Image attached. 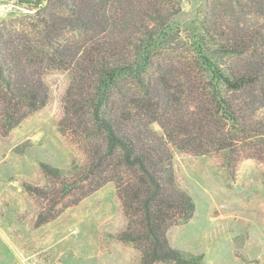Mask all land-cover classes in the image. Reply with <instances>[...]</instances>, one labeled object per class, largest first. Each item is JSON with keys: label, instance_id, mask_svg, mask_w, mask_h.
Segmentation results:
<instances>
[{"label": "trees", "instance_id": "1", "mask_svg": "<svg viewBox=\"0 0 264 264\" xmlns=\"http://www.w3.org/2000/svg\"><path fill=\"white\" fill-rule=\"evenodd\" d=\"M13 1L32 12L0 26V129L11 132L47 105L44 72L70 73L60 132L95 143L88 168L73 169L89 181L82 197L115 185L127 221L120 239L141 252V264H204L202 255L174 249L167 239L169 228L187 223L195 211L175 182L168 144L201 155L238 153L248 145L264 161V114L258 116L264 110V0H250L257 21L239 25L237 36L217 20L203 21L184 66L203 82L188 96V104H199L189 119L175 113L181 92L165 99L160 91L167 79L160 56L179 41L171 24L178 14L173 1ZM216 54L245 65L234 70L219 64ZM153 122L166 138L151 130ZM41 167L48 178L62 181L60 169ZM66 181L64 193L77 186ZM57 216L40 214L38 224Z\"/></svg>", "mask_w": 264, "mask_h": 264}, {"label": "rangeland", "instance_id": "2", "mask_svg": "<svg viewBox=\"0 0 264 264\" xmlns=\"http://www.w3.org/2000/svg\"><path fill=\"white\" fill-rule=\"evenodd\" d=\"M170 1L178 11L171 24L179 41L160 56L167 77L160 91L165 99L168 93L181 92L183 104L174 106L175 113L189 119L199 104H188V96L203 82L197 71L187 75L184 66L203 21L217 20L237 36L239 25L250 26L257 19L250 0ZM80 3L83 6V0ZM31 10L17 1L0 0V26ZM214 57L234 70L245 65ZM42 79L49 91L47 105L11 132L0 129V264H141V252L120 239L127 221L115 185L106 184L82 197L89 181L73 169L88 168L95 143L60 132L70 73L48 70ZM263 114L264 110L258 116ZM150 128L166 138L158 122ZM168 148L175 182L195 203L191 220L169 228L170 246L202 255L204 264H264V161L256 150L245 145L238 153L201 155L170 143ZM42 164L60 169L62 181L77 186L64 193L63 182L48 178ZM28 187L45 190L47 198L28 192ZM40 214L58 216L38 224Z\"/></svg>", "mask_w": 264, "mask_h": 264}]
</instances>
